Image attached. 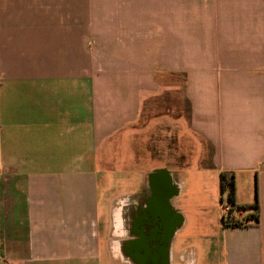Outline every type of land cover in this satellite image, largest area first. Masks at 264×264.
I'll return each instance as SVG.
<instances>
[{"label": "crops", "instance_id": "0c3cea01", "mask_svg": "<svg viewBox=\"0 0 264 264\" xmlns=\"http://www.w3.org/2000/svg\"><path fill=\"white\" fill-rule=\"evenodd\" d=\"M190 154L233 175L242 226L182 247ZM159 176L165 264H264V0H0V264H122Z\"/></svg>", "mask_w": 264, "mask_h": 264}, {"label": "rangeland", "instance_id": "374dc122", "mask_svg": "<svg viewBox=\"0 0 264 264\" xmlns=\"http://www.w3.org/2000/svg\"><path fill=\"white\" fill-rule=\"evenodd\" d=\"M104 65H108L112 69L115 68V64ZM212 65L211 62L173 64L174 69L186 66L190 71H211ZM201 163V159L190 154L188 167L183 174L179 175V181L183 183L182 195L179 200L180 209L186 223L180 240L187 239L188 243H194L197 235L216 231L220 224L230 220L234 212L233 205L228 201L227 192L221 193L220 191V174L214 168H202ZM247 181L245 177L241 181L240 188H242L243 196L246 195L245 184ZM114 185V187H118L115 182ZM112 187L108 192L110 196L117 192V188L112 189ZM187 241L184 240L181 246L184 247Z\"/></svg>", "mask_w": 264, "mask_h": 264}, {"label": "flooded vegetation", "instance_id": "af4514ba", "mask_svg": "<svg viewBox=\"0 0 264 264\" xmlns=\"http://www.w3.org/2000/svg\"><path fill=\"white\" fill-rule=\"evenodd\" d=\"M155 180L145 196L130 207L131 227L123 234L129 238L117 240L122 264H165L172 233L178 227L177 217L168 206L175 188L164 176ZM116 235L122 236V232L111 236Z\"/></svg>", "mask_w": 264, "mask_h": 264}, {"label": "trees", "instance_id": "16d2710c", "mask_svg": "<svg viewBox=\"0 0 264 264\" xmlns=\"http://www.w3.org/2000/svg\"><path fill=\"white\" fill-rule=\"evenodd\" d=\"M219 186H220V191L221 193L227 192L228 194V201L230 204L234 206L235 202V185H234V179L232 174H227V173H221L219 175ZM255 210V214H253L251 217L254 219L255 223L257 224L259 221V216H258V205H257V199L255 198V202L252 206ZM250 207L244 206V207H238V209H248ZM224 225L231 224L233 227H240L242 226L241 223L229 220L227 222H223Z\"/></svg>", "mask_w": 264, "mask_h": 264}]
</instances>
